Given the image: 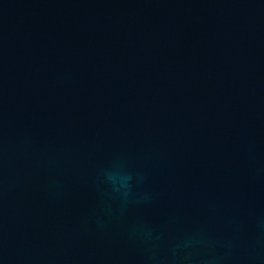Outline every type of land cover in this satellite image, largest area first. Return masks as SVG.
I'll return each instance as SVG.
<instances>
[{
    "label": "water",
    "instance_id": "1",
    "mask_svg": "<svg viewBox=\"0 0 264 264\" xmlns=\"http://www.w3.org/2000/svg\"><path fill=\"white\" fill-rule=\"evenodd\" d=\"M0 264H264V0H0Z\"/></svg>",
    "mask_w": 264,
    "mask_h": 264
}]
</instances>
